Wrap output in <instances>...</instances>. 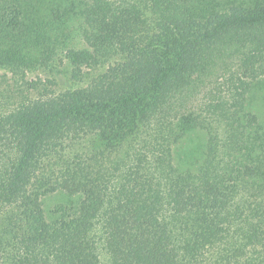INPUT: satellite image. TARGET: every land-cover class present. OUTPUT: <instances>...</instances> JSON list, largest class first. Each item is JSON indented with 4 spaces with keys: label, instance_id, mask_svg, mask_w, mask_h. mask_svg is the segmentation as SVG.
<instances>
[{
    "label": "trees",
    "instance_id": "16d2710c",
    "mask_svg": "<svg viewBox=\"0 0 264 264\" xmlns=\"http://www.w3.org/2000/svg\"><path fill=\"white\" fill-rule=\"evenodd\" d=\"M261 102L264 0H0V264H264Z\"/></svg>",
    "mask_w": 264,
    "mask_h": 264
},
{
    "label": "rangeland",
    "instance_id": "374dc122",
    "mask_svg": "<svg viewBox=\"0 0 264 264\" xmlns=\"http://www.w3.org/2000/svg\"><path fill=\"white\" fill-rule=\"evenodd\" d=\"M103 69L102 68H94V69H89L87 70V74H86V77L84 79V81L82 82H75V81H71L69 79H67L66 75H65V71L63 70H60L59 73H57V76L59 77V86L62 87V88H65V87H70V86H80V85H83L85 83H87L92 76L96 75L97 73L101 72ZM262 103V108H260V113L261 114H264V103Z\"/></svg>",
    "mask_w": 264,
    "mask_h": 264
}]
</instances>
